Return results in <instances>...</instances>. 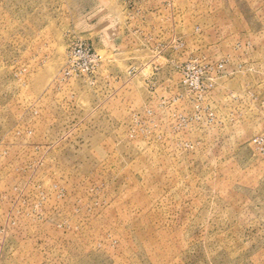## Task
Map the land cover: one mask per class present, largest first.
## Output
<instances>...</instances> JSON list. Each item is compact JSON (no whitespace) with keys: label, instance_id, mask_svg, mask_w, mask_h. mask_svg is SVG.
<instances>
[{"label":"rangeland","instance_id":"1","mask_svg":"<svg viewBox=\"0 0 264 264\" xmlns=\"http://www.w3.org/2000/svg\"><path fill=\"white\" fill-rule=\"evenodd\" d=\"M0 264H264V0H0Z\"/></svg>","mask_w":264,"mask_h":264},{"label":"built area","instance_id":"2","mask_svg":"<svg viewBox=\"0 0 264 264\" xmlns=\"http://www.w3.org/2000/svg\"><path fill=\"white\" fill-rule=\"evenodd\" d=\"M80 56H84V54L82 53L81 54V51H76V52H72V54H71V61L73 60V59H75V58H77V57H80Z\"/></svg>","mask_w":264,"mask_h":264}]
</instances>
